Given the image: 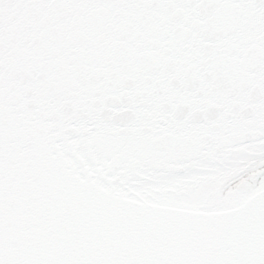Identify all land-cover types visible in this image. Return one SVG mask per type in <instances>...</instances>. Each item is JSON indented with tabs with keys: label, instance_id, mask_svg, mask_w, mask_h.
<instances>
[{
	"label": "snow or ice",
	"instance_id": "1",
	"mask_svg": "<svg viewBox=\"0 0 264 264\" xmlns=\"http://www.w3.org/2000/svg\"><path fill=\"white\" fill-rule=\"evenodd\" d=\"M0 264H264V0H0Z\"/></svg>",
	"mask_w": 264,
	"mask_h": 264
}]
</instances>
